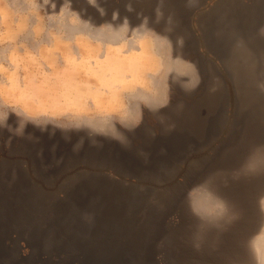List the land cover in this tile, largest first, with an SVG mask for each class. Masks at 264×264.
<instances>
[{
	"label": "rangeland",
	"instance_id": "1",
	"mask_svg": "<svg viewBox=\"0 0 264 264\" xmlns=\"http://www.w3.org/2000/svg\"><path fill=\"white\" fill-rule=\"evenodd\" d=\"M103 1L108 8L103 3L101 5L98 0L97 3L100 8L104 9L106 13L104 16L100 15L97 8L90 6L87 0H74V7L84 9L85 16H91L99 24L105 20L111 21L113 12L118 11V7L123 4L127 8L132 0L128 3L127 0ZM137 1L141 4H148L151 0ZM250 1L204 0L200 8L190 16L186 26L192 36L191 49L195 48H193L194 52L190 49H181L184 58L193 62L198 55L205 57L198 38V35L202 34L201 24L205 22V18L211 17L222 7L225 8V12L231 9L243 12L250 6ZM158 7L157 4L153 6L148 16L152 22L155 21ZM160 10L163 12V19L159 24L152 23L151 26L157 31H162L167 19L171 17L174 29L171 39L175 42L177 37H182L184 40L183 33L175 27L176 19L173 11L164 8ZM123 17L125 16H120L121 19ZM130 22L136 25L140 23V20L138 22L130 20ZM260 23L261 30L264 28V20ZM200 75L202 82L199 88L192 92L190 97L185 96L183 101L191 103L201 99L205 88L210 89L215 86L218 94L225 95L226 116L230 112L235 113L236 97L233 89L235 80L230 78L231 73L227 75L225 71L215 66L214 69H208ZM182 97L183 95L174 87L171 105L177 102L174 110L176 114L179 110L178 105L183 102L178 100ZM209 107L211 108V104L204 105L205 109ZM165 110L166 108L162 110L164 116H166ZM237 113L239 114V109ZM195 121L199 123L201 120ZM143 124L147 126L148 133L150 132L153 138H159L160 141L163 135L170 134L172 129L176 128L173 120L167 119L164 124H161L148 112H145L141 126ZM169 124H174L175 127L169 130ZM231 126L234 127V122ZM255 128L245 138L247 140L245 149L230 164L216 166L222 155L233 148L236 143L232 142L223 146L225 138H228L226 136L218 143V148L214 152H206V147L192 149L187 141L183 142L180 147L170 146L165 141L158 147V155L161 156V160L158 159L160 167L152 172L151 170L142 172L138 169L134 174L128 170L124 171L115 160L118 155L114 141L97 138L103 145L97 147L92 146L85 137L82 149L74 152L73 145L83 133L71 134V142L66 143L58 130L55 135L49 136L48 133L42 134L29 126L27 132L32 134V139H28L27 136L22 139L14 138L10 144L6 143L7 133H0V222L7 220V226L2 233L3 231L7 233L8 239L12 242L11 245L19 246L23 254L28 253L29 244H39L45 251L51 247L71 244L68 229L74 223L71 217L73 213L69 207L66 209L64 207L68 205L70 197L77 194V191L82 189L86 192L85 190L88 189L91 190L92 195L90 196L93 197V191L96 192L95 195H103L105 198L110 196V205L119 212L121 211L122 216L140 215L144 210L146 216L149 215L145 219L146 226L153 227L156 224L154 221H159L160 224L157 227L163 231V234L155 239L154 243L148 244L150 245L148 250L152 253L151 257L161 264H249L250 257L246 244L250 237L259 230L260 225L258 230L251 235L248 230L249 226L246 225L253 223V217L248 211L250 208L256 211L260 222L264 218L259 204L260 198L264 196V172L252 174L240 170L251 151L258 145H264V116ZM105 144L108 147H104ZM119 157L123 160L126 155L119 154ZM236 172H239V177L233 179V174ZM208 176H211L213 191L229 202L237 218L230 224H225L223 229L205 228L198 233L199 221L188 208L187 196L190 189ZM191 181L193 184L188 187ZM106 182H109L107 186ZM233 185L237 187L236 192L231 190ZM248 186L251 192H248ZM124 188L132 189L129 194H133L125 193ZM145 190V197L140 195L139 198L138 194ZM247 195H251L252 198L243 199V196ZM15 197L26 200L18 206L15 203ZM57 202H60L65 210V215L61 219L57 218L59 216L56 210ZM175 203L177 205L173 211ZM103 208L100 206L99 210L83 212L84 220L88 225L91 223L95 225V218L103 211ZM56 213L57 216H55ZM117 223H113L110 229L104 228V234L100 237L94 236L83 240L82 245L98 253H103L104 250L140 253L141 246L131 247L129 232H124V228L120 229L121 226L116 229ZM197 234L201 237L199 248L195 247ZM235 236L238 240L232 242ZM55 243L57 245L52 246ZM40 257L46 258L45 252L37 256L38 259ZM53 258L57 259V257Z\"/></svg>",
	"mask_w": 264,
	"mask_h": 264
},
{
	"label": "clouds",
	"instance_id": "2",
	"mask_svg": "<svg viewBox=\"0 0 264 264\" xmlns=\"http://www.w3.org/2000/svg\"><path fill=\"white\" fill-rule=\"evenodd\" d=\"M87 3L106 14L97 0ZM194 3L189 0V6ZM127 10L132 11L130 5ZM162 19L158 7L154 22L144 16L132 25L114 11L111 21L97 24L74 7V0H0V133H7L6 143L32 139L31 126L49 136L58 130L66 143L71 134L83 133L74 152L82 149L85 137L92 146L102 147L97 138H103L127 148L126 133L142 125L145 112L164 124L168 118L162 110L171 106L173 88L191 94L202 78L197 64L181 52L183 38L171 39L172 18L162 31L151 26ZM260 31L264 35V28ZM240 171L264 172V145L251 151ZM238 177L236 172L232 178ZM211 184L208 176L187 196L198 233L223 229L237 218ZM259 204L264 214V196ZM200 239L197 234L196 248ZM246 247L249 264H264V218Z\"/></svg>",
	"mask_w": 264,
	"mask_h": 264
},
{
	"label": "water",
	"instance_id": "3",
	"mask_svg": "<svg viewBox=\"0 0 264 264\" xmlns=\"http://www.w3.org/2000/svg\"><path fill=\"white\" fill-rule=\"evenodd\" d=\"M98 2L105 5L103 0H98ZM126 2L128 3L129 0ZM203 2L204 0H195L194 5L189 6V0H151L148 4H141L137 0H132L130 2L131 12L127 10L124 4L118 7V12L120 16H127L132 22H138L143 16L148 17L151 9L156 4L160 8L173 11L176 19L174 21L176 22L175 27L184 36L182 50L190 49L194 52L193 48L195 47L191 49V45H193L192 36L186 26L189 23L190 16L200 8ZM229 8L231 9V7ZM224 9V7L220 8L211 17H208L209 19L205 18V22L201 24L202 34H199L198 38L205 57L198 55L193 62L197 64L200 73L206 72L208 69L212 70L215 66L225 71L227 75L231 73L230 78L235 80L233 86L236 97L235 113L230 112L226 116V102L223 93L210 92L209 88H205L201 99L187 103L183 101V98L190 94L186 95L178 87H175L183 95L178 100L183 101V107L179 108L176 114L174 110L177 102H174L165 110L164 114L176 124V128L172 129L170 134L163 135L162 141H160L155 135V138H153L150 132L148 133L147 126L143 124L135 132L126 133L131 142L127 148L114 142L115 151L118 155V158L114 156L115 160L124 171L128 170L134 174L138 169L142 172H150V170L152 172V170L160 167L158 159L161 156L158 155V147L165 141L170 146L174 145V147H180L183 142L187 141L192 149L206 147V152H214L218 148V143L223 141L226 136L228 138H225L223 146L232 142L236 143L233 148L222 155L216 166L230 164L245 149L246 136L256 129L255 127L264 116V90L260 88V85L264 84V35H261L260 31V21L264 20V0H251L250 6L243 12L235 9L225 12ZM137 14H141L139 19ZM205 104H211V108L205 109ZM238 109L239 114L237 113ZM197 119L201 121L197 123L195 121ZM232 122H234V127L231 126ZM144 132H146L145 137H143ZM104 147H108V145L105 144ZM119 154H125L126 157L122 160ZM109 182H106L105 185ZM192 184L191 181L188 187ZM236 189L235 185L231 188L232 191ZM123 190L127 194L132 191L130 188H124ZM85 191L83 192L82 189L77 191V194L72 198L70 197L68 205L64 207V209L69 207L73 213L71 217L74 223L68 229L71 244L51 247L46 251L39 244H29L27 246L29 248L28 253L23 254L19 246L11 245L12 242L8 239L9 235L4 231L2 233V230L7 226V220L4 219L0 222V264H161L151 257L152 253L148 250L150 247L148 244L154 243L155 239L163 234V231L157 227L160 224L159 221H154L156 224L153 227L146 226L145 219L149 215L146 216L144 210L140 215L126 214L122 216L121 211L120 213L114 206L110 205V196L105 198L103 195H95L96 192L93 191L94 198L90 196L92 195L91 190L86 189ZM119 191L121 190L119 189ZM145 192L146 190L139 193V198L140 195L145 197ZM248 192H251L249 186ZM248 198L251 199L252 196H243V199L249 200ZM14 199L18 206L26 200L25 198L16 197ZM117 205H120V203H117ZM176 205L177 203L173 206V211ZM100 206L104 208L103 211L97 214L95 225L92 223L88 225L84 220L83 212L86 210H99ZM64 209L60 202H57L56 210L59 212L57 218L60 217L59 219H61L65 215ZM248 212L253 217V223L250 222L246 226H249L248 230L252 235L258 230L260 220L256 211L250 208ZM58 214L56 213L55 216ZM169 214L171 215V212ZM113 223H117L116 229L121 226L120 229L124 228V232H129L130 246H141L140 253H130V251L125 250L121 252L104 250L103 253H98L88 249L84 244L82 245L83 240L85 241L94 236L100 237L104 234V228L110 229ZM236 238L235 236L232 242L238 240ZM54 245L57 244L55 243L52 246ZM44 252L46 258L40 257L38 259L37 256L42 255ZM53 257H57V259Z\"/></svg>",
	"mask_w": 264,
	"mask_h": 264
},
{
	"label": "crops",
	"instance_id": "4",
	"mask_svg": "<svg viewBox=\"0 0 264 264\" xmlns=\"http://www.w3.org/2000/svg\"><path fill=\"white\" fill-rule=\"evenodd\" d=\"M146 136V132H144V134H143V137H145Z\"/></svg>",
	"mask_w": 264,
	"mask_h": 264
},
{
	"label": "bare ground",
	"instance_id": "5",
	"mask_svg": "<svg viewBox=\"0 0 264 264\" xmlns=\"http://www.w3.org/2000/svg\"><path fill=\"white\" fill-rule=\"evenodd\" d=\"M182 126V125H181Z\"/></svg>",
	"mask_w": 264,
	"mask_h": 264
}]
</instances>
